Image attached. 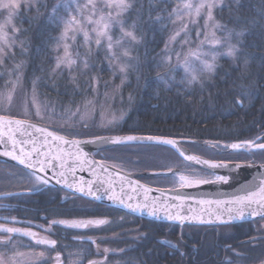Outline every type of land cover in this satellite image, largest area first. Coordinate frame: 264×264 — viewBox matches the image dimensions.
<instances>
[{
  "label": "trees",
  "instance_id": "16d2710c",
  "mask_svg": "<svg viewBox=\"0 0 264 264\" xmlns=\"http://www.w3.org/2000/svg\"><path fill=\"white\" fill-rule=\"evenodd\" d=\"M179 1L132 0L133 7L122 19L126 29L133 22L137 24L135 34L141 41L135 44L123 40L119 47L114 46L113 51L120 56L118 61L110 62L106 58L108 42L96 45L91 40L83 44L82 35L77 32L74 42L67 41L77 60L70 76L67 69L53 71L57 57L63 55L62 46L57 50L64 30L61 21L84 12L81 6L76 7L69 0H32L33 6L22 7L6 27L11 49L0 39V47L8 52L0 63V94L3 97L0 98V115L43 123L70 138L138 134L194 139L197 143L189 144L188 150L208 159L264 162V151L254 152L249 148L231 151L221 147V144L252 140L264 131V0H239L238 3L237 0H222L213 8V16L224 28L214 30L211 21L206 27V14L202 13L186 28V35L181 31L165 49L169 37L185 23L184 16L177 19ZM6 19L7 14L0 13V23L4 24ZM111 26L110 35L115 42L121 38L120 25L113 23ZM13 28L19 31L14 32ZM239 32L243 35L237 36ZM206 34L207 38L221 41L215 48L216 71L211 75L197 71L198 81L189 84L191 76L184 75L182 69L176 67L179 63L175 55L181 48L186 50L183 38H188L189 46L193 47V42L202 41ZM21 42L26 51L22 50ZM230 45L236 46L235 60L225 55ZM124 49L130 51L129 57L121 55ZM167 57H171L170 62L166 61ZM85 59L89 65L87 69L83 67ZM122 63L131 65L126 76L117 67ZM158 73L163 80L158 78ZM14 87L16 91L9 102L5 97ZM129 95L133 97L131 103ZM47 96L55 97L52 103L65 112L75 109L76 104L79 109L88 101L92 105H89L88 116L78 124L67 125L42 117L48 106L42 108L41 103H51ZM122 113L123 119H120ZM106 116L116 117V121L98 124ZM94 156L132 174L164 170L165 159L173 157L177 160L173 168L178 172L190 177H212L164 147L122 146L98 151ZM7 171L31 175L0 161V174ZM139 179L156 186H174L168 176Z\"/></svg>",
  "mask_w": 264,
  "mask_h": 264
},
{
  "label": "flooded vegetation",
  "instance_id": "af4514ba",
  "mask_svg": "<svg viewBox=\"0 0 264 264\" xmlns=\"http://www.w3.org/2000/svg\"><path fill=\"white\" fill-rule=\"evenodd\" d=\"M0 177V259L4 264H264V218L181 227L134 217L46 186L31 175L7 171ZM96 219L107 223L87 228L52 223ZM6 228L21 231L9 233L3 231ZM25 230L37 233V238L55 240L56 246L37 244L24 235Z\"/></svg>",
  "mask_w": 264,
  "mask_h": 264
},
{
  "label": "water",
  "instance_id": "95a60500",
  "mask_svg": "<svg viewBox=\"0 0 264 264\" xmlns=\"http://www.w3.org/2000/svg\"><path fill=\"white\" fill-rule=\"evenodd\" d=\"M0 118H2L0 119V161L16 166L30 173L35 178L39 176L47 180L48 183L45 184L46 186L61 189L69 194L79 196L83 199L127 213L140 219L174 224L181 227L233 225L264 218L262 215L253 214V209L257 207L253 205L252 209L245 211L243 218L229 220L228 214L224 213L222 219L226 222L222 223L220 220L216 219L215 214L220 211V209L217 208L215 203H200V201H230L234 196L245 194L241 191L244 185H252L253 187L251 190L256 191L257 187L264 181V164L220 162L207 159L190 152L183 145L197 143L194 139L138 134L70 138L43 123L2 115H0ZM17 120L23 121L24 123L17 125L15 124ZM9 121H12V123L9 124ZM29 125L33 127H29ZM48 133H52V136H49ZM53 136H61L65 141H69V143L53 139ZM117 136H135L140 139L124 141L122 143H111L108 140L97 139V137L111 138ZM148 137L159 138V140L148 139ZM262 138H264V136L253 140L254 144L250 147L243 146L239 149L229 147L231 144H243V142L250 140L233 142L228 145L221 144V146L231 151H241L245 147L254 152L262 151L264 149L255 146L259 145L256 142L260 141ZM73 140L79 141L80 143L78 145L70 143ZM161 140H173L175 141V146L162 143L160 142ZM136 145L167 148L188 165L197 170L211 174L212 177L208 179L209 181H215L214 179L218 175H236L239 173L245 178L233 186L228 187L215 186V188H195L191 190L184 189L180 185H177L172 188H160L148 185L140 181L139 178L173 176L180 172L171 169L132 174L115 166L106 164L94 156L96 152L105 149ZM181 152L184 153V156L180 155ZM5 153H12L16 156H22L24 153H31V160L29 161L27 157H25L26 163L21 164L19 160L13 159L12 155H6ZM185 156H197L201 160H207L225 166L209 168L208 165L197 164L195 161L187 160ZM29 162L33 167L29 168L27 166ZM42 167L44 169L43 171H41ZM61 173H63V175H61ZM69 185H71V187ZM89 186L92 192L100 196L99 199H96L95 196L92 195H85L89 190ZM81 187L84 188V192L79 191ZM113 193L119 196L120 199H123L124 204L120 203V199H109V196L113 195ZM128 204H131L133 208H135L136 205H148V207H141L133 211L132 208L126 207ZM173 205L180 207H172ZM153 207L158 209V211L155 215H150L149 212ZM226 207H230V205H221V208ZM165 208L173 214L179 210L180 214L183 216L191 217L197 215L205 222L201 223L199 220H185L184 222H180L178 220L167 219Z\"/></svg>",
  "mask_w": 264,
  "mask_h": 264
},
{
  "label": "snow or ice",
  "instance_id": "6c2138e0",
  "mask_svg": "<svg viewBox=\"0 0 264 264\" xmlns=\"http://www.w3.org/2000/svg\"><path fill=\"white\" fill-rule=\"evenodd\" d=\"M222 0H201V2L196 5L193 6L192 4L188 3L185 4L184 7L189 9L190 12L189 14H191V10L194 8L195 14L197 16L200 15L201 13V9L206 8L207 9V18H206V22H205V26H208V22L211 21V27L215 30V29H222L225 26L220 24L218 21L215 20L214 16H213V8L214 7H218L219 3H221ZM239 2V0H237V3ZM32 7L33 6V2L32 0H0V13H6L7 14V19L5 21L4 24H0V39L4 40V44L8 49H11V44H8L7 41V31H6V27L8 25H11L12 23V19L13 17H15L16 15L19 14V10L24 7ZM133 7V3L132 0H100V4L98 5L96 0H87V3L85 5H83V8L89 9V13L90 16H94L97 13H99V19L96 21H92L91 19H89L90 23H95L96 25H101L102 23V27H99L98 29H93L94 31H96V35H97V39L95 40V43L97 45H100L101 40L99 37L103 36L107 39L108 44H107V49H108V56L106 57L107 59H109V61H118L120 59V56H118L116 54L115 51H113L114 46L119 47L121 45V41L123 40H128L130 43H135V44H139L141 41V37H138L135 33H136V28H137V24L135 22H133L131 25L128 26V28L126 29L124 27V20L122 19V16L124 13L128 12L129 9H131ZM105 9H109V11L107 13L104 12ZM112 9L115 10V15H113V12L111 11ZM159 19V18H157ZM177 19L181 20L182 17L180 15H177ZM176 21H173V23H175ZM113 23H116L118 25H120V31H121V38L119 40H116L115 42H113L112 37L110 35H108V30L110 29L111 25ZM81 24V21L77 20L75 17H72L70 20L65 22V27H64V31L62 32L59 41L57 42V50H59V48L62 46L63 47V55L62 56H58L57 57V63H56V68L53 69V71L55 72L57 69H67L69 72V75H72V70L73 67L76 65L77 60L73 57L72 52L70 51L71 46L67 43V41L69 39L75 40V34L77 32H83L84 34V39L85 42H87L89 40V34L88 32L84 31V29L82 27H79V25ZM187 28V24L185 23L183 25V27L179 30L176 31L172 36L169 37V41L165 44V49L168 48V44L175 41L176 38L180 35L181 31H185ZM13 31H19V29H15L13 28ZM70 32H71V36H70ZM186 31H185V35H186ZM213 37H215V31L212 32ZM243 32H239L237 33V36H242ZM207 39V37H206ZM186 42V41H185ZM209 43L212 44H220L221 41L218 39H213L211 41H209ZM21 48L22 50L26 51L27 49L24 48L23 42H21ZM236 46L235 45H230L228 47L227 52L225 53V55L232 57L234 60L236 59ZM8 55V52L5 51V48L0 47V63H3L4 58ZM76 55L78 56L79 53H76ZM121 55H123L124 57H129L130 56V51L128 49H124L121 53ZM192 55H195V58L197 60L200 59L199 55H196L195 53H192ZM177 59H179V53H177ZM216 59L217 56L215 54H213L212 56V60L211 62L209 61H202V72H207L210 75L214 74L216 71ZM167 62L171 61V57H167L166 58ZM183 68L185 73L190 74L191 75V79L188 81L189 84L198 81V76L196 75L195 71L191 68L190 66V62L188 61L187 58H185L184 62H183ZM17 67H19V65H17ZM83 67L84 69H87L89 67L87 60L85 59L83 61ZM117 67L119 69V72L124 74L126 76L127 71L129 69V67H131V65L129 64H117ZM158 78L160 80H163V77L159 75V73L157 74ZM96 79V78H93ZM73 82L75 83V77H72ZM124 81L122 80L121 84H123ZM165 84H167V81H164ZM77 87H79V85H77ZM201 87H203V85H201ZM95 90V89H93ZM9 102L11 101V95H9L8 97ZM133 100V97L131 95H129V102L131 103ZM33 102L35 103V100H33ZM237 103H240V101H237ZM86 105H92L91 101L86 102ZM80 112L79 107H77L75 112H71V115H77ZM37 114H39V112H37ZM101 115L103 116V112H101ZM123 113L121 114L120 119H123ZM2 119V118H0ZM116 121V117H113L112 120H109L108 123L112 124ZM12 121H9V124H11ZM23 121H15V124L17 125H21L23 124ZM87 126V125H85ZM29 127H33L32 125H29ZM49 136H52V133H48ZM53 139H57V140H61L64 141L65 143H69V141H65L63 137L61 136H53ZM98 140H108L111 143H122L124 141H131V140H136V139H140L139 137H135V136H126V137H97ZM148 139H158L159 138H154V137H148ZM160 142L165 143V144H171L173 146H175V141L173 140H161ZM70 143L72 144H76L78 145L80 142L79 141H71ZM254 142L253 141H246L243 142V144H231L229 145V147L233 148V149H239L243 146H253ZM258 148L264 149V144H259V145H255ZM6 155H12L13 159H17L19 160V162L21 164H25L26 163V159L25 157H27V159L30 161L31 160V153H24L22 156H16L13 155L12 153H5ZM181 156H184V153L181 152L180 153ZM185 159L187 160H191V161H195L197 164H205L208 165L209 168H218V167H222L225 165L222 164H218V163H212L210 161L207 160H201L199 157L197 156H185ZM27 166L29 168L33 167V165L29 162L27 163ZM43 167L41 168V171H43ZM61 175H63V173H61ZM36 179L38 181H41L44 184H47L48 181L45 179H42L41 177L37 176ZM211 181H209L206 178H199V177H190V176H185V175H181L180 176V186L181 187H192L198 184H205V183H209ZM216 182H223V183H227L228 182V178L224 177V176H217L216 177ZM71 187V185H69ZM253 186L252 185H244L241 188V191H243L245 194L244 195H237L234 196L230 201H215V202H207V201H200V203H215L217 205V208L220 209V211H218L215 215H216V219L220 220L222 223L226 222L223 221L222 217L224 215V213H227L229 216V220H233L236 218H243L245 211L248 209H252L253 205H256L257 207L255 209H253V214H259L264 216V181L261 182V184L257 187L256 191H252L251 188ZM79 191L84 192V188L81 187L79 189ZM85 195H92L95 196L96 199H99L100 196L96 195V193L92 192L91 187L89 186V190L88 192L85 193ZM109 199H120L119 196H117L115 193H113V195L109 196ZM120 203L124 204V200L120 199ZM223 204H228L230 205V207H226V208H221V205ZM126 207L128 208H132L133 211H136L137 209L144 207L147 208L148 205H136L135 208H133V206L131 204L126 205ZM172 207H177L179 208L180 206H176L173 205ZM165 210V215L167 219L170 220H178L180 222H184L185 220H199L201 223H204L205 221L197 216V215H193L191 217L188 216H183L180 214V211L178 210L175 214L171 213L169 210H167V208L164 209ZM158 211V209H156L155 207H153L149 214L150 215H155L156 212ZM211 222V221H208ZM53 224H62L65 225L67 227H71V228H87L89 226H100L103 225L105 223H107L106 220L104 219H96V220H60V221H53ZM3 231L5 232H19L21 231L20 229L17 228H6L3 229ZM24 235L30 236L34 239H36V243L37 244H41V245H48L52 248H54L56 246V241L52 240V239H48L47 237H40L37 238V233H34L30 230H25L24 231ZM6 242V241H5ZM93 243H95V241L93 240ZM105 251L107 252L108 250L105 249ZM40 257L44 256L43 252L39 253ZM57 261H59V253H57L56 256ZM0 264H4L3 260L0 259ZM89 264H97L96 261H90Z\"/></svg>",
  "mask_w": 264,
  "mask_h": 264
},
{
  "label": "rangeland",
  "instance_id": "374dc122",
  "mask_svg": "<svg viewBox=\"0 0 264 264\" xmlns=\"http://www.w3.org/2000/svg\"><path fill=\"white\" fill-rule=\"evenodd\" d=\"M69 1L72 4H74V6H76V7L78 5L81 6V8H82L81 11H83L84 13H81L82 15L81 14L71 15V16L68 17V19H65L64 21H61V23H63V25L65 27V22L68 21V20H70L72 17H75L77 20L81 21V24L79 25V27H82L84 29V31L88 32V34H89V40L87 42H85L83 32H79L82 35V42H83V44H88L91 40H94V43H95V40L97 39V35H96V31H94L93 29H98L99 27H102V23H101V25L98 26L95 23H90L89 22V19H91L92 21H96V20L99 19V15L100 14L97 13L94 16H90L89 9L83 8V5H85L87 3V0H69ZM96 2H97L98 5L100 4V0H96ZM200 2H201V0H180L179 1V4H178L179 7L177 9V15L184 16L185 17V23L187 24V27L188 28L190 26H192L193 21L197 17V15L195 14L194 8L191 10V14H189L190 10L187 9V8H185L184 5L190 3L193 6H196ZM108 11H109V9H105L104 10L105 13H107ZM111 11L113 12V15H115V10L112 9ZM202 13H205L206 14V16H205V20H206V18H207V9L206 8L201 9V13L200 14H202ZM108 35H110V29L108 30ZM208 36L209 35L206 34V36H203L202 41H197V43H194L193 42V44H194V45H192L193 47L189 46L190 43H189V39L188 38H183L184 39L183 44H185V45H183V44H181V45L185 46L184 48H186V50H183V48H181L182 49L181 50L182 52L181 51L180 52L179 51L177 52V53H179V59H177V54H176L175 55V60H176L177 63H179L176 67L181 68L182 71H183V73H184V75L191 76L190 74L185 73L184 68L182 66L185 58L188 59V61L190 62L191 68L196 73L197 71L198 72H202L201 71V69H202V63L201 62L202 61H209V62H211L213 54H215L217 56V52L215 51V48L219 44L209 43V41H211L213 39H216V38L209 37V38L206 39V37H208ZM99 38L101 40V43L102 42H108L107 39L105 37H103V36H101ZM74 41L75 40H73V42ZM186 45H187V47H186ZM171 47L172 46H170L169 49ZM192 53H195L196 55H199L200 59L197 60L195 58V55H192ZM15 91H16L15 90V87H14V89L9 90V94H7V98L5 97V99L6 100H9L8 97H9V95H11V100H12ZM0 98H3L1 94H0ZM46 99L48 101H50L51 103L49 104V102H48V103H45V104L44 103H41V104H42V108L45 107V105H47L48 106V111H46L44 114H42L43 116L40 114L42 117H46V120L52 118L54 121H56L58 123H62L63 124V122H64V124L69 123V124L72 125V124H78L84 118L85 115L88 116V114H89L90 106L89 105H85V103L81 104V105L84 106V108H80V112L77 115H74L73 116L70 113L71 112H75L76 109H77L76 106H79V105L76 104V106L73 107L75 109H72V111L65 112V111H62V110H59L58 108H56V105L52 103V102L56 101V98L55 97L47 96ZM91 111H93V109ZM45 114H46V116H45ZM109 120H112V118H110L109 116H106L104 119L100 120L98 122V124H100V125L102 123L107 124ZM262 136H264V131L260 132V134L258 136L254 137V139H252L250 141L256 140V139H258V138H260ZM260 141H263V143H264V138H262ZM260 141H257L256 143L257 144H263ZM183 145L187 149H189L188 148V145L189 144H183ZM225 145H228V144H225ZM221 147H223V146H221ZM223 148H226V147H223ZM243 150H247V147L243 148ZM262 151H264V150H262ZM256 152H259V151H256ZM210 160H213V159H210ZM214 161H216V159H214ZM164 162L166 163L164 165V167H165L164 170H169V169H175L176 170V168H173L176 165V163H177V160L176 159H174L173 157H171L169 160L165 159ZM259 164H264V162H260ZM151 171H153V170H151ZM154 171H159V170H154ZM181 175H185V174L177 173L176 175L168 176L170 178L171 185L173 184L174 186H177V185L179 186L180 185V176ZM147 178H154V177H147ZM214 180H216V178ZM155 184H157V183H155ZM156 187H160V188H170L171 186H168L167 187V186H161V185L158 184Z\"/></svg>",
  "mask_w": 264,
  "mask_h": 264
},
{
  "label": "bare ground",
  "instance_id": "6f19581e",
  "mask_svg": "<svg viewBox=\"0 0 264 264\" xmlns=\"http://www.w3.org/2000/svg\"><path fill=\"white\" fill-rule=\"evenodd\" d=\"M218 176H224V177H227L228 178V182L227 183H223V182H216L215 181H211V183H205V184H198V185H195V186H192V187H182L184 189H191V190H194L195 188H205L207 189L208 187H213L215 188L218 187V186H224V187H228V186H233L234 184L242 181L245 177H242V175L239 174H229V175H218Z\"/></svg>",
  "mask_w": 264,
  "mask_h": 264
}]
</instances>
